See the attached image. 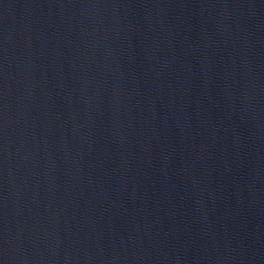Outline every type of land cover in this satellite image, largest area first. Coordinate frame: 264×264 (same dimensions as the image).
<instances>
[{"label": "water", "instance_id": "1", "mask_svg": "<svg viewBox=\"0 0 264 264\" xmlns=\"http://www.w3.org/2000/svg\"><path fill=\"white\" fill-rule=\"evenodd\" d=\"M0 264H264V0H0Z\"/></svg>", "mask_w": 264, "mask_h": 264}]
</instances>
